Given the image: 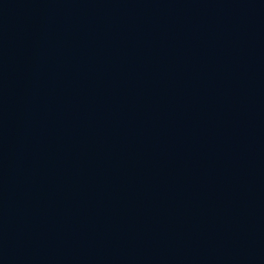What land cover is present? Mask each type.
<instances>
[{
    "label": "water",
    "instance_id": "water-1",
    "mask_svg": "<svg viewBox=\"0 0 264 264\" xmlns=\"http://www.w3.org/2000/svg\"><path fill=\"white\" fill-rule=\"evenodd\" d=\"M0 264H264V0H0Z\"/></svg>",
    "mask_w": 264,
    "mask_h": 264
}]
</instances>
